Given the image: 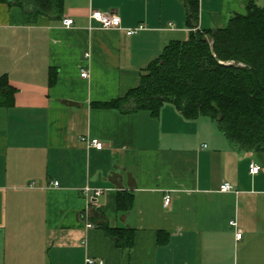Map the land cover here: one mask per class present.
I'll return each mask as SVG.
<instances>
[{
	"label": "crops",
	"instance_id": "1",
	"mask_svg": "<svg viewBox=\"0 0 264 264\" xmlns=\"http://www.w3.org/2000/svg\"><path fill=\"white\" fill-rule=\"evenodd\" d=\"M194 1L197 28L185 0H63L61 18L34 19L0 0V81L16 90L0 106V264H264V152L239 149L214 120L172 103L158 115L105 106L139 87L172 41L224 29L250 1L264 8ZM94 10L122 29L100 28Z\"/></svg>",
	"mask_w": 264,
	"mask_h": 264
},
{
	"label": "trees",
	"instance_id": "2",
	"mask_svg": "<svg viewBox=\"0 0 264 264\" xmlns=\"http://www.w3.org/2000/svg\"><path fill=\"white\" fill-rule=\"evenodd\" d=\"M24 8L31 19L61 18L63 0H5ZM191 28L198 26V3L185 0ZM227 27L192 31L172 41L152 61L139 87L107 105L122 113L148 110L158 115L174 104L188 119L214 120L227 139L244 151L264 152V8L250 1ZM15 89L0 81V106H8ZM108 236L119 240L116 231Z\"/></svg>",
	"mask_w": 264,
	"mask_h": 264
},
{
	"label": "built area",
	"instance_id": "3",
	"mask_svg": "<svg viewBox=\"0 0 264 264\" xmlns=\"http://www.w3.org/2000/svg\"><path fill=\"white\" fill-rule=\"evenodd\" d=\"M90 21H94L96 23L99 24L100 28L105 29V30H121L122 29V22L119 16L115 15V14H111V13H105L102 11H97L94 10L90 13L89 16ZM74 25V20L70 19V18H66L63 20V26L70 28ZM144 26H138L137 28L134 29H129L126 30L127 35L131 36L134 35L136 33H138L139 31L143 30ZM81 77L82 78H88L89 77V73L87 70H82L81 72ZM86 141L87 144L92 147L95 148L96 150H103L105 145L103 142H101L98 139H89V140H84ZM262 167L256 163H251L250 164V174L251 175H257L261 172ZM59 182H55L54 186L55 187H59ZM221 192H231L233 190V187L230 184H223L220 188ZM92 191L91 188H87L85 190L86 194H89ZM103 190H95L94 194L96 196H100L103 194ZM95 196V197H96ZM171 203V197L170 196H166L165 200H164V205L166 207L170 206ZM231 225L236 226V222H231ZM242 232L238 231L237 232V239H241L242 238ZM85 264H105L103 260H96L93 258H87L85 261Z\"/></svg>",
	"mask_w": 264,
	"mask_h": 264
}]
</instances>
